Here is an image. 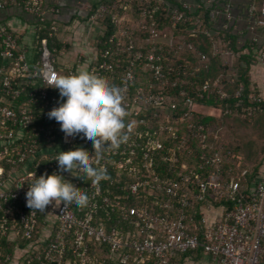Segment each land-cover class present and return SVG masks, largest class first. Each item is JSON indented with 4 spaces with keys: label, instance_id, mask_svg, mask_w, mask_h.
Returning a JSON list of instances; mask_svg holds the SVG:
<instances>
[{
    "label": "built area",
    "instance_id": "obj_1",
    "mask_svg": "<svg viewBox=\"0 0 264 264\" xmlns=\"http://www.w3.org/2000/svg\"><path fill=\"white\" fill-rule=\"evenodd\" d=\"M171 1L181 6H170L173 28L185 23L187 15L202 4L211 10L213 24L219 17L228 21L232 17L230 7L220 8L219 0L197 4ZM9 7L34 16L37 26L50 20V38L59 35L58 10L50 11L54 16L49 18L43 0H0V10ZM257 12L256 25L264 27V0ZM109 13L108 7L101 6L93 18L105 19ZM153 13L145 9L143 16H148L150 23L137 24L139 32L148 34L147 39L133 34L130 19L122 17L117 20L118 32L108 40L110 45L105 43L109 47L97 49L88 62L89 75L122 89L129 113L126 123L131 122L133 129L118 150L107 151L98 162L93 159V166L104 167L109 179L92 185L82 173L64 178L75 190L88 194L90 202L85 208L57 206L40 211L27 206L30 185L41 175L58 171L55 159L63 148L73 153L84 150L90 156L95 150L79 139L65 142L60 124L48 117L62 101L59 90L51 87L60 74L47 41H41L40 58L31 66L17 36L8 26L0 25V264H180V258L195 253L206 264H264V174L250 183H246L251 176L247 170L239 179L225 175L223 156L213 152L209 135L202 133L205 128H189L192 137L181 134L182 127L175 128L199 113L196 99L203 98V92L213 95L220 81H206L201 86L193 83L194 96L183 89L177 95L172 93L178 81L169 76L176 69L164 52L172 40L158 29ZM227 20L223 31L228 30ZM201 29L196 20L189 29L190 37ZM222 44L215 42V54L221 52ZM175 45L197 53L207 68L209 58L193 44ZM224 54L235 55L228 48ZM77 60L83 63L82 57ZM26 84H33L35 90L29 93L28 102L15 110L13 101L22 97ZM243 92L240 86L232 98L238 103L234 109L227 107L226 114L252 115L250 108L243 107ZM218 95L221 101L230 99L226 91L220 90ZM179 98L187 111L178 116ZM249 99L263 103L255 91ZM192 138L198 141L194 152L201 158V164L193 167L181 162ZM162 163L169 164L168 168L161 169ZM221 201L232 205L216 209L215 204ZM9 241L15 244L12 253L3 245Z\"/></svg>",
    "mask_w": 264,
    "mask_h": 264
},
{
    "label": "trees",
    "instance_id": "obj_2",
    "mask_svg": "<svg viewBox=\"0 0 264 264\" xmlns=\"http://www.w3.org/2000/svg\"><path fill=\"white\" fill-rule=\"evenodd\" d=\"M166 1L169 5H157L155 3V0H133L129 4L128 0H122V3L119 1H114L113 4H111V7H108L110 13L105 17L106 19L104 20L106 32L102 37V43L98 45V49L100 51H104L109 47L110 44L108 40L111 38L110 36L116 35L119 30V24L117 23V20L125 16L130 19L129 26L130 28H133L131 29L133 34L147 39L148 34H145V32H139V30H137V24L145 23L148 25L150 23L149 17H144L143 11L145 9L154 10L152 18L155 19L158 29L161 32L168 33L170 39L172 40V45H165L164 52L166 56L171 59V64L175 67L176 72L180 73V76H177L176 72H173L172 75L169 76L170 80H172L173 82L178 81L177 88H175L172 93L177 95L179 90L183 89L189 92L191 96H194L193 91L191 90V85L193 83L201 86L206 81H213V83L217 80L220 81V85L218 86V88H213V95H207V93L203 92V98L196 99L197 104L207 109H213L216 114L212 115L209 113H197L195 114V117L186 119L185 123L182 126L183 130L181 134H185V137H192V135L188 132V129L192 128L194 131H197L199 126H202L203 128H205V131L202 133H204L205 135H209L208 143L213 145V152L219 151L223 156L222 165L225 175L234 176L239 179L242 171L247 170L251 173V176L247 178L246 183H250L254 178L262 177V167L264 166V159L260 160V162L254 167L249 165V163L252 161L251 159H254V154H252V151L250 152V150L254 148L255 144H252V142H246L245 146H243L242 143L236 140L239 139L236 138V136H239V130H237V128L241 129L247 126L258 128L255 130H261L263 132L261 136L264 138V103H254L249 99L250 94L253 91L251 83L249 82L248 75L252 59L250 54L239 55L236 58L234 65L228 67L225 64L226 56L224 54V51L228 48L231 49L234 54H239L236 48V38L231 34V31L218 30V28H216V25L210 21L209 15L211 10L203 4L196 11L190 14L187 13L188 15L185 23H181L176 28H173L171 25V9L174 6H181L177 2H173L171 0ZM196 20H199L201 22L202 29L197 31L194 37H190L189 29L193 26V23ZM38 26L40 27V29L37 30L39 43L36 47H34V52L37 53V60L40 58L39 49L41 47V41L43 40L47 41L48 48L57 60L60 53L63 50L68 49L69 47H65L64 44H62V42L58 38V35L50 38V20ZM173 38L175 41H173ZM124 39L127 41L128 38ZM216 41H223V44L220 46L221 52L217 54H215L214 52V44ZM180 42H184L185 45H187L188 43L193 44L198 52L206 55L209 58V61L206 64L207 68H205V64L198 59L197 53H191L186 47L179 50L178 46L175 44H179ZM105 43L109 45H106ZM150 49H152V47H150ZM37 60L35 59L33 64H36ZM56 68L60 76L69 75V71H67L65 68H59L57 63ZM232 73H235L233 77H231ZM74 74H76V72H74ZM226 76L228 77L227 80ZM149 78L154 81L152 76H150ZM231 78L234 80L233 83H230ZM240 86H243L244 88L242 97L243 107L246 109L250 108L252 111V115H249L248 113L243 114L241 112L235 113L234 111L231 114L225 113L227 107L234 109L235 105L238 103L237 100L232 98L236 91H238ZM34 90L35 86L33 84H26L25 93L22 95V97L17 101H13V107L15 108V110L18 108V106L28 102L29 93ZM220 90L226 91L230 95V99L225 101L219 100L218 92ZM178 100L180 103V110L178 114L179 116L180 114H183L187 111V107H185L184 100L181 101L180 98ZM1 105L2 103L0 101V106ZM235 126H237V128ZM226 130L230 134L229 140H232L233 137L236 138L231 141L233 144H231V142L229 143L225 141L223 132H225ZM216 137L217 140L215 139ZM221 137H223V139ZM198 146V141L193 140L192 138L191 143L186 146L187 149L181 155V162L184 161L191 167L201 164L200 153L197 154L194 152L196 148H198ZM51 149H57V147H51ZM62 151L66 153L64 148ZM243 151L246 154V157L242 155ZM179 153L181 154L180 151ZM168 165L169 164L162 163L161 169H167ZM6 167L8 171L11 169L10 165H7ZM201 205L202 203L198 204L197 206L196 217L199 221L202 218L199 209ZM224 205L231 206L232 204L221 201L215 204V208L221 209V207ZM3 245L4 247L8 248V252H13L15 246L13 242H5ZM20 246H22V244H20Z\"/></svg>",
    "mask_w": 264,
    "mask_h": 264
},
{
    "label": "clouds",
    "instance_id": "obj_3",
    "mask_svg": "<svg viewBox=\"0 0 264 264\" xmlns=\"http://www.w3.org/2000/svg\"><path fill=\"white\" fill-rule=\"evenodd\" d=\"M51 83L62 102L48 112L49 119L60 124L65 142H87L95 155L84 150L58 154V171L34 180L26 193L27 206L40 211L57 206L85 208L90 202L88 194L75 190L64 178L82 173L92 185L109 179L104 167L93 166V159L98 162L107 151L118 150L129 140L133 124L126 123L129 113L122 89L105 79L79 73L58 76Z\"/></svg>",
    "mask_w": 264,
    "mask_h": 264
},
{
    "label": "crops",
    "instance_id": "obj_4",
    "mask_svg": "<svg viewBox=\"0 0 264 264\" xmlns=\"http://www.w3.org/2000/svg\"><path fill=\"white\" fill-rule=\"evenodd\" d=\"M114 1L122 0H43V8L48 11L49 18L54 16L50 11L58 10L57 19L61 26L58 38L65 47H69L63 50L56 60L59 68L71 70L76 74H88V62L95 55L106 32L104 23L106 18L95 20L93 17L98 13L99 7H111ZM177 1L189 4L199 2V0ZM261 1L219 0V5L220 8L230 7L232 17L231 20H226L228 30L236 38V48L239 52L232 57H226V62L234 65L239 55L250 54L252 59L248 74L249 82L252 90L263 99L264 103V27L256 25ZM253 8L256 11H253ZM226 20L224 17H219L215 23L216 28L222 30ZM0 25L8 26L17 36L21 48L25 51L27 62L33 66V62L37 60L34 47L39 43L35 17L24 13L20 8L9 7L0 10ZM79 57L83 60L81 64H78ZM262 174H264V166ZM179 260L180 264H206L205 259L197 253L186 255Z\"/></svg>",
    "mask_w": 264,
    "mask_h": 264
},
{
    "label": "rangeland",
    "instance_id": "obj_5",
    "mask_svg": "<svg viewBox=\"0 0 264 264\" xmlns=\"http://www.w3.org/2000/svg\"><path fill=\"white\" fill-rule=\"evenodd\" d=\"M55 58V56H53V59ZM196 111H198L199 113H209V114H216V112L213 110H207V108H204V107H200L197 105L196 107ZM234 125V124H233ZM182 126H175L176 129H180ZM237 128V126H235ZM248 127V128H247ZM244 127V128H237V130H239V136H236V138H239V139H236L235 137L232 138L233 139H236L238 142L242 143L243 146H245L246 142H252V144H255L254 148L250 150V152L252 151V154L254 159H251L252 161L249 163V165H251L252 167H254L255 165H257L260 160H263L264 159V138L261 136L263 134V132L261 130H255V129H258V128H253L252 126L249 127ZM227 130L225 132H223V136H224V139L225 141L227 142H231L232 140H229V136L230 134L227 132ZM223 139V137H221ZM229 140V141H228ZM231 144H233L231 142ZM244 155V157H246V154L244 153V151L242 152ZM243 157V156H242Z\"/></svg>",
    "mask_w": 264,
    "mask_h": 264
},
{
    "label": "bare ground",
    "instance_id": "obj_6",
    "mask_svg": "<svg viewBox=\"0 0 264 264\" xmlns=\"http://www.w3.org/2000/svg\"><path fill=\"white\" fill-rule=\"evenodd\" d=\"M110 37H112V36H110Z\"/></svg>",
    "mask_w": 264,
    "mask_h": 264
}]
</instances>
